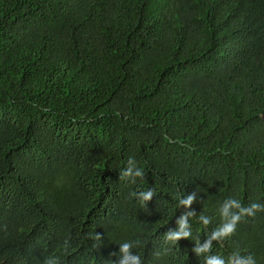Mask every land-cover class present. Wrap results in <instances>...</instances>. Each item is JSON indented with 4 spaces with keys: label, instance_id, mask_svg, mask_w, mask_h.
Masks as SVG:
<instances>
[{
    "label": "trees",
    "instance_id": "16d2710c",
    "mask_svg": "<svg viewBox=\"0 0 264 264\" xmlns=\"http://www.w3.org/2000/svg\"><path fill=\"white\" fill-rule=\"evenodd\" d=\"M230 198L264 205V0H0V264H264V211L193 251Z\"/></svg>",
    "mask_w": 264,
    "mask_h": 264
},
{
    "label": "clouds",
    "instance_id": "9594fccd",
    "mask_svg": "<svg viewBox=\"0 0 264 264\" xmlns=\"http://www.w3.org/2000/svg\"><path fill=\"white\" fill-rule=\"evenodd\" d=\"M129 167L120 173V178L126 177H143L144 173L135 167V162L130 158L128 161ZM142 204L149 202L155 196V191L149 189L147 191H141L139 193H132ZM197 195L194 191L192 194L183 196L178 201V206L185 209V211L176 219V224L178 225V230L169 229L164 233L163 239L166 242H174L181 239H188L191 236L189 220L191 217L195 216L194 211L189 210L190 205L196 200ZM235 210V211H234ZM257 211H264V205L253 203L248 207L242 206L241 203L236 199H227L221 205L219 212L222 217L223 223L221 226L213 230L208 236L203 245L199 240L195 243L196 247L193 249L197 254L201 252H206L211 249L212 241H222L224 238L231 236L235 233L237 224L240 222L242 217L254 216ZM199 221L205 226L210 223V219L204 215L199 216ZM97 239L101 237L96 236ZM132 242H123L119 245V254L111 253L110 255H119L118 264H142L141 257L137 254H133ZM65 247H67V241L65 242ZM159 253H157L158 255ZM237 255L229 256L228 260L225 261L222 257L212 256L205 259L204 264H255V260L252 256H247V258H236ZM43 264H58V259L55 257H48L44 260ZM114 264V262H111Z\"/></svg>",
    "mask_w": 264,
    "mask_h": 264
}]
</instances>
